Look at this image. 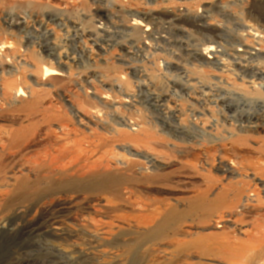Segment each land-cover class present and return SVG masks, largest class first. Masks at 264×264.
Here are the masks:
<instances>
[{"label": "rangeland", "instance_id": "rangeland-1", "mask_svg": "<svg viewBox=\"0 0 264 264\" xmlns=\"http://www.w3.org/2000/svg\"><path fill=\"white\" fill-rule=\"evenodd\" d=\"M104 2L0 0V264H264V119L248 133L241 116L264 115V0ZM206 10L213 25L195 28ZM154 21H181L191 50L225 52L205 64L143 48ZM221 57L239 77L219 85ZM203 93L237 119L200 107ZM174 109L177 125L164 120ZM221 191L234 206L207 211ZM226 242L251 249L226 259Z\"/></svg>", "mask_w": 264, "mask_h": 264}, {"label": "bare ground", "instance_id": "bare-ground-1", "mask_svg": "<svg viewBox=\"0 0 264 264\" xmlns=\"http://www.w3.org/2000/svg\"><path fill=\"white\" fill-rule=\"evenodd\" d=\"M101 1V2H100ZM98 0V2L99 3H101L102 5H105L104 3V1H108V0ZM107 3V2H106ZM105 7H106V5H105ZM106 9V8H105ZM175 9V8H174ZM220 10V9H219ZM166 12L167 13H171V17H177V16H181L182 15V13L184 12V10L182 9V8H179V9H175V10H173V9H167L166 10ZM220 15H222L223 16V18L227 21L228 20V18H229V15H228V12L227 11H224V10H220V11H217ZM206 13H208V10H206L205 12L203 11V13H201V12H199V19H197L196 21H194V23H195V28H197V29H203L205 26H212L213 24L212 23H210V22H212L211 21V18H210V16L209 15H207ZM217 13V14H218ZM209 14V13H208ZM57 19H58V17L55 19V21H57ZM6 20V19H5ZM24 20V19H23ZM210 21V22H209ZM23 22V21H22ZM166 22V21H165ZM179 22H181V21H179ZM158 23V25H160V27H158V29L156 30V31H158V32H155V29H156V23H155V21H154V29L151 31V33H146V31L144 30L143 31V33L145 34V35H148L149 37H155V40L156 41H161L164 45H166L168 48H170V50H173V52L176 54V56L177 57H179V56H183L182 54H185L184 56H189L190 57V59L192 60V59H194V60H204L205 58L207 59V60H212V59H210L209 57V54H206L205 53V55H204V51L203 50H200V49H198V50H194V49H190L191 48V46L192 45H190L189 43H188V38H189V36H188V33H187V31L184 29V28H182L178 23H177V25L176 24H167V25H164V24H162L161 22H157ZM21 24V23H20ZM22 24H24V23H22ZM21 24V25H22ZM14 25V24H13ZM25 25V24H24ZM150 25V24H149ZM18 27H19V25H18ZM23 27V26H22ZM13 28H14V26H13ZM244 28L247 30L248 29V25H244ZM16 29V28H15ZM250 30H252V29H250ZM249 30V31H250ZM103 32L105 33L106 31H105V27L103 28ZM116 33H114L117 37H120V35H118V34H124L125 32H122V31H115ZM251 32V31H250ZM249 33V32H248ZM106 34H110L109 32H106ZM253 34V33H252ZM152 35V36H151ZM164 35V36H163ZM182 35H184V37H182ZM219 35L222 37V38H228V36L227 35H225L223 32H220L219 33ZM204 36H206V35H204ZM112 37H115L114 35H112ZM252 38V37H251ZM218 44H220L219 45V47L218 48H220V50L218 49L216 52H213L211 55L213 56V57H216V56H220L221 54H223L225 51H224V44H223V42L222 41H220V40H218L217 42H215V45H218ZM240 46V41H239V37L237 38V40H236V47H237V50H236V48L235 47H233V45H231V50H230V56H232V55H235L237 52L239 53V49L238 48H240L239 47ZM7 48V47H6ZM46 49H47V47H45ZM48 48H50L49 46H48ZM53 49V48H52ZM52 49H49V50H52ZM241 49V48H240ZM46 51H48V50H46ZM45 51V52H46ZM55 50H53V52H54ZM136 51H138V50H136ZM135 50H134V52H136ZM44 52V53H45ZM51 51H49V53H50ZM243 51H241V53H242ZM139 53V52H138ZM50 55V54H49ZM256 55V54H255ZM53 57V56H52ZM134 57V56H133ZM136 57V56H135ZM190 59H188L184 64L185 65H190L189 64V62H190ZM202 60V61H203ZM216 60H218V59H214V61H216ZM133 61H135L134 59H129V63H132ZM204 62L205 64H214L215 62ZM193 62H196V61H193ZM170 65H172V64H169V66ZM180 67V66H179ZM175 67H173V66H171V67H169V69H174ZM134 72V77L135 78H140L141 77V74H142V72L141 71H136V70H133ZM185 71V69H181V70H179L178 72H177V74H176V77H179V72L182 74L183 72ZM260 71V70H259ZM47 72H50V71H47ZM131 72V71H130ZM171 73H173V72H171ZM259 73H261V71L259 72ZM52 74V73H51ZM162 74V73H161ZM173 74H175V73H173ZM262 75H263V73H261ZM53 75H57V73H53ZM187 75V74H186ZM261 75V76H262ZM260 76V77H261ZM142 77H143V75H142ZM179 78H182V77H179ZM178 78V79H179ZM183 80H184V78H182ZM180 80V79H179ZM177 81V80H176ZM182 81V80H181ZM193 81V80H192ZM261 81H263V77H262V80ZM178 82V81H177ZM184 82V81H183ZM187 83H189L188 81H187ZM184 84H186V81H185V83ZM262 86H264V84L262 83ZM178 87V86H177ZM179 88V87H178ZM189 90V92L192 94V89H188ZM5 91H6V93H8V95H10V96H12V98H13V101L15 102V103H17V90H16V88H15V86L14 85H9V84H7V87L5 88ZM176 92H177V90H176ZM178 93V92H177ZM187 95V94H186ZM178 96V95H177ZM202 96H203V99H200V98H196V100H198L199 102H201V103H199V106L200 107H202V106H204V107H206V106H208L207 105V102H206V100L207 99H211V101L213 102V103H215V104H217L218 106H220V107H222V110H224V113L227 115V118H229L228 119V121H232L233 119H235V117L234 116H232L231 114H234V112L236 111V112H238V110L239 109H236L235 108V110L232 112V110L231 109H228L229 110V112H230V114H229V112L227 111V108L229 107L230 108V106H231V103H230V101L227 99V98H224V99H221V100H213V98L211 97V98H207V95L205 94V93H203L202 94ZM17 100V101H16ZM192 100H194V99H192ZM157 104H158V106L159 107H161L162 109H164L165 110V108L164 107H162V105L160 104V101L158 102H156ZM33 107L32 106H28L27 108H26V110L27 111H30L31 109H32ZM203 109H205V108H203ZM171 113V115H172V117L174 118H172V117H168V114H164L165 116V118H164V120L165 121H167V122H171L170 120H173V123L175 122V121H178V122H180L179 121V119H178V117L180 116V114H179V111L177 110V109H174L172 112H170ZM244 114V115H243ZM241 116L243 117V118H245L246 119V123H243V124H246L247 126L246 127H244V130H249V129H254V130H256V128H258L259 126H258V124H259V122L260 121H262L263 119H264V115H262L261 114V116H259V115H257V116H259V119L258 118H256L255 117V119H257V120H255V122L253 121V117L250 115V114H246V113H242L241 114ZM94 117V116H93ZM236 119H237V117H236ZM240 119V118H239ZM196 122V121H195ZM194 121H192L191 123L192 124H196ZM236 122H239V121H236ZM242 122V121H241ZM263 122V121H262ZM240 123V122H239ZM174 124H176V123H174ZM242 124V123H241ZM169 125V124H168ZM177 125V124H176ZM262 125V124H261ZM264 125V124H263ZM230 126H231V124H230ZM232 127V126H231ZM240 127V126H239ZM242 127V126H241ZM243 128V127H242ZM261 128V127H260ZM182 131V130H181ZM258 131V130H257ZM257 131H255V132H257ZM248 133L249 132H251V133H253L251 130H249V131H247ZM254 132V133H255ZM25 133V130H24V128H22L21 130H18V131H16L15 132V137H17V138H19V137H21V136H23V134ZM183 133V132H182ZM131 149V148H130ZM130 149H128L129 151H130ZM224 191V190H223ZM228 191V190H227ZM226 192V191H225ZM205 200H206V202H204L203 203V205H204V208L207 210V211H209V212H212L213 210H220V209H225L227 206H230V207H233L234 206V204H228L227 203V199H226V194L224 193V192H220V193H218L217 194V196L212 200V201H209L208 199H206L205 198ZM172 217H176V214L174 213L173 214V216ZM170 222V219L169 220H167V223H169ZM4 228H5V226L2 224L1 225V227H0V230L2 229V230H4ZM6 229V228H5ZM220 248H222V250H221V254H222V256H224V258H226V259H228V258H237V257H240V256H242V254L244 253V252H247V251H250V249H251V247L250 246H243V247H241V249L239 248V249H237V248H235V246L233 247L229 242L227 243H222L221 244V246H220ZM130 251H135V248H131L130 249ZM245 255V254H244ZM243 255V256H244Z\"/></svg>", "mask_w": 264, "mask_h": 264}, {"label": "built area", "instance_id": "built-area-1", "mask_svg": "<svg viewBox=\"0 0 264 264\" xmlns=\"http://www.w3.org/2000/svg\"><path fill=\"white\" fill-rule=\"evenodd\" d=\"M124 7V6H123ZM122 7V8H123ZM178 24H180L184 29H185V27L183 26V23H179V22H177ZM177 23H173V24H176L177 25ZM217 23H224V21L222 20V22H218L217 21ZM168 24H172V23H168ZM101 25V24H100ZM152 26L151 27H147V26H142V28H144L145 29V31H146V33H151V31L154 29V25L153 24H151ZM158 27H160V26H158V25H156V29H155V32H158V31H156L157 29H158ZM98 28H100V29H102V27H98ZM248 28H249V26H248ZM187 30V29H186ZM188 31V30H187ZM236 33V30H233V33L232 34H234V36L236 35L235 34ZM141 35V37H140V39H141V43H142V47L144 48V47H150V43H151V40L152 41H154V45L156 44V46H157V41L155 40V37H149L148 35H145V34H140ZM152 36V35H151ZM164 36V35H163ZM201 36V38H202V41H204L205 39H208L209 40V36H202V34L200 35ZM182 37H184V35H182ZM209 45V47H204L202 50L204 51V55H205V53L206 54H209V58L210 59H212V60H207L206 58L203 60L204 62L206 61V62H213L214 61V59H219V55L218 56H216V57H213L211 54L213 53V52H216L218 49L220 50V48H218L219 47V45L220 44H218V45H215V44H212V43H210V44H208ZM240 51H239V53H241V49L240 48H238ZM157 50L158 51H162L161 49H159V47L157 46ZM163 52V51H162ZM164 53V52H163ZM165 54V53H164ZM182 55H185V54H182ZM175 57V56H174ZM173 57V58H174ZM172 58V59H173ZM171 59V60H172ZM166 60H170V59H165L164 61L166 62ZM221 61H222V64L219 66V67H213V70H214V74L217 76V78H218V80H219V85L220 84H222V82H223V76L221 75L222 73H224V74H229L231 77H235L236 79L239 77L237 74H235L234 72L232 73L231 72V67H232V65L234 64V61H232L231 59H229L228 57H221ZM200 63H193L192 62V64H190L189 66H187L188 68L189 67H191L192 65H196V64H199L202 68H205V67H203L202 65H203V62L202 61H199ZM224 63H226V64H224ZM235 65H239L237 62H235ZM186 68H185V71L181 74L180 72H179V77H182V78H184V76L186 75ZM177 74V70L175 71V75ZM168 75V73H167V69H166V67H165V76H167ZM214 94V93H213ZM131 96H128L129 97V99H132V98H135L136 96H134L133 94H130ZM128 102H129V100H128ZM127 102V103H128ZM207 105H209V106H214L215 107V110H216V108H217V104H212V101H211V99L209 100V99H207Z\"/></svg>", "mask_w": 264, "mask_h": 264}]
</instances>
